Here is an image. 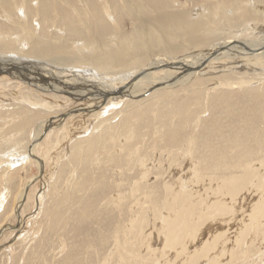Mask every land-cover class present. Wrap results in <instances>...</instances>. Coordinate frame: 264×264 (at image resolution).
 I'll return each mask as SVG.
<instances>
[{"label": "rangeland", "instance_id": "obj_1", "mask_svg": "<svg viewBox=\"0 0 264 264\" xmlns=\"http://www.w3.org/2000/svg\"><path fill=\"white\" fill-rule=\"evenodd\" d=\"M75 1L78 2V0ZM179 1L180 4H174L170 8L171 11L179 10L190 13L188 10L202 7L208 2H214V0H204L207 1L206 3L203 0ZM124 12L126 15L124 14L120 19L122 30L129 33L140 26V23L137 17L134 19L126 11ZM261 22H264V20ZM247 24L248 26L251 24V27L254 26L253 18L241 17L231 23H217V26H220L224 31H227V29L228 31L232 30L235 27L234 31L244 29ZM9 27L12 30L16 29L18 33H23L22 29L16 26ZM34 27L38 32H41V35L62 39L61 35L64 29L59 23L46 27L45 30L43 26L40 27L37 24H34ZM43 30L46 33H42ZM109 31L112 32V29L110 28ZM230 34L224 32L218 37L211 38V44H206L207 47L206 45L200 47L208 48L213 42H215L213 44H216V41L217 43L222 41L223 37L225 40ZM197 50L201 51L202 48ZM180 52L177 51L178 54L174 56L183 55L188 51ZM51 58L58 63L66 61L58 57ZM58 66L61 65L57 64L56 68H59ZM137 66H134L131 70H135ZM42 69L49 71L48 73L59 70L55 67ZM67 70L81 69L67 67ZM228 70L227 76L240 73V71H233L230 68ZM257 71L264 74L263 69H256L252 72L250 69L247 72L249 75L255 76ZM68 73L65 76H68ZM63 75L64 73L60 74V76ZM4 76H0V159H6L8 153L15 151V147H11L15 139L21 142L18 149L23 153L25 147L30 143V138L34 136L38 125L44 124L46 120L56 117L66 110L79 108L81 105V107H84L83 103L88 102L82 100L77 102L72 98L63 97L64 94L59 95L53 92L47 93L49 95H42L37 90L33 91L28 88L24 85L25 83L17 87V82H21V80L15 81ZM199 77L201 75L194 77L195 79L192 81H196ZM254 80V83L251 81L254 85L248 84L233 89L222 88L223 90L219 89L215 94H209L205 86L192 88L190 87L191 83L165 88L156 92L154 90L147 91L139 98H125L121 102L122 99H120L118 103L116 102L115 107L111 105L115 102H109V110H106L103 115L105 119L101 121V118L95 120L96 115H91L93 112L89 114V119L86 118L87 116H84L83 119L79 113L76 114V117L61 121L57 118L55 127L51 131L48 130L43 133L44 137H42V142L37 147L34 156L24 163H21V159L15 160L17 161L13 164L15 166L7 171V183L2 182L3 175L0 173V194L3 195L4 193L7 197L4 206L0 209V229L3 226L7 228L5 234H0V264H103L102 261L116 244L113 239H116L117 233L128 227L132 217L142 213H147L149 217L150 226L148 225L145 228L150 227L153 231V235L150 236V245L152 251L158 256V262L184 264L186 261L183 262V260L186 259L187 255L184 254L186 257H183L184 255L176 254L177 251L172 248L168 236L166 237L163 229L161 230L160 221L162 220L153 221L151 218L154 215L151 210L159 205L163 214L170 213L164 208L165 183L173 180L179 182L181 180V184L186 185L190 193H193V197L195 196L192 199L197 202L198 211L195 209L194 217L191 216L194 218L193 222L195 223L192 231L193 229L196 230L193 235L197 233L196 237L200 241L195 238L198 242L194 245L191 232L184 235V238H186L185 243L190 248L189 252L194 250L195 246H202V242L204 245L209 239L214 240L212 236L215 238L217 235H223L222 238L220 236L217 239L218 243L215 242L217 246H214L213 250L210 251L209 258L211 257V262H207L208 256L200 257V259L193 257L194 260H198L197 264H264V231L254 236L255 231L252 227L251 231H246V235L238 245L235 243L237 235L245 230L246 225L250 223L252 208L259 201L262 190L259 187H253V183L248 184V188L241 190V193L237 194L239 197L236 196L237 198L235 197L233 203L226 196L223 197L224 194H215L221 188L218 186L221 185L222 178L228 177V175L230 177L233 174H240L247 163L253 164L254 167L260 165L259 169L254 170L264 180V164L261 165V161H264V158H262L264 157V151H262L264 150V143L263 145L259 143L264 142V138L254 136L259 131L261 134L264 132V81ZM18 91L30 93L37 99L40 96L51 106L48 108L32 107L21 100L19 102L18 99L13 97V94ZM216 97L218 98L216 99ZM70 99L73 101L71 102ZM176 107H178V110L184 108L182 113L184 110L192 113L188 114L185 111L183 114L181 113V116H173L177 112ZM172 112L174 113L172 114ZM222 114H224V118H222ZM222 119L223 121H221ZM18 128L21 131L20 133L15 131ZM86 128L88 129L85 130ZM230 132L234 137L239 135L244 138L240 141L241 144L235 138L230 137ZM13 134L16 135V138ZM226 137L232 139L224 145L222 151L221 148H218V145L221 144L219 141L226 140ZM18 139L24 140L19 141ZM255 139L260 140L258 144ZM10 140L13 142H10ZM77 140H82L84 151L74 154L71 152V147L76 144ZM89 142L97 145V148H92L90 152L85 149L89 148ZM245 146L247 147L245 148ZM247 151H249V155ZM237 155L241 156L238 158ZM248 156H252L251 159ZM13 157L15 158V156ZM14 158H9V161L5 163H11ZM38 159L42 160L43 165H38ZM232 165H234V168L231 167ZM216 166L219 169H216ZM223 167H226V170H223ZM32 179L34 181L29 185L28 183ZM204 181L206 182L204 183ZM28 185L29 187H27ZM24 187L27 188V197L21 207L22 209H20L19 217L14 213V207ZM216 196L222 198L221 200H227V204L231 206H229L228 213L223 210L216 211V213L213 211V214L212 210H209L208 205L211 201L216 200ZM202 207L205 209L204 213L206 215L210 214L203 217L204 220L201 222H204L203 226L200 225L198 220V216L202 214L199 211L202 210ZM232 209H234L233 212L229 213ZM214 215L215 219L213 218ZM216 216L218 217L217 220ZM224 216L228 217L225 219ZM221 217L224 219L222 220ZM245 217H249V219H245ZM9 225H12L13 228L8 229ZM144 225L146 226V224ZM198 227L200 229H196ZM213 230L214 232H212ZM262 230H264V227ZM114 234L115 236H113ZM206 236L209 238H205ZM121 238L124 241V236H121ZM200 238L202 240L204 238V240L202 241ZM158 243L160 246H158ZM223 245L225 246L223 247ZM109 259L107 260L108 264H116L118 262L117 253L112 256L111 260ZM150 262L146 259V264H150Z\"/></svg>", "mask_w": 264, "mask_h": 264}, {"label": "bare ground", "instance_id": "obj_2", "mask_svg": "<svg viewBox=\"0 0 264 264\" xmlns=\"http://www.w3.org/2000/svg\"><path fill=\"white\" fill-rule=\"evenodd\" d=\"M174 4H180V1L78 0V2H76L75 0H0V76L5 75L4 77H9L15 81L19 79V81L21 80L22 84H20L21 82H17V87H20V85L25 83L24 85L28 86V88L33 91L37 90L42 95H49L47 93L53 92L58 93L59 95L64 94V96L62 95L63 97L72 98L77 102L81 100L85 102L88 101L86 103L87 105L83 103L84 107H81V105L79 108L66 110L62 114L46 120L44 124L42 123V125H38V127H36L34 136L32 138L29 137L31 139L30 143L28 142L29 144L25 147V151L23 153L18 149L21 142H18L15 139L16 135L13 134L15 135V138H13L15 139V142L11 147H15V151H11L7 154V160L0 159V173L3 175L2 182H8L7 171L15 166L13 165L14 163H17L15 160L21 159V163H24L25 161H29L34 156L37 147L40 146L42 142V137H44L43 133L47 132L48 130L51 131L55 127L57 124V118L61 121L66 118L76 117V114L79 113V115H81V117L84 119V116H87L86 118H88L90 116L89 114L93 112L91 115H96L94 117L95 120L101 118V121L102 119H105L103 115L105 114L106 110H109V102H115L113 104L111 103L112 107H115L120 99H122L120 100L121 102L125 98H139L143 94L147 93V91L154 90L156 92L165 88H173L178 85H188L191 83L190 87L192 88L205 86L207 87V92L209 94H215L219 89L222 88L233 89L236 87L247 86L248 84H252V82L254 83V79H260L264 81V74H261L260 71H257L255 76L249 75L247 72L250 69L251 72L256 69L264 70V22H261L264 20V0H214V2H208L202 7L188 10L190 13L179 10L171 11L170 8ZM124 11H126L134 19L137 17L140 23V26L136 27V29H133V31L129 33H125L122 30V23L120 19L125 14ZM241 17L246 19L253 18L255 22L254 26L251 27V24L249 26L247 24L244 29H238L240 31H233L235 27H231L233 28L232 30L228 31L227 29V31H224L220 28V26H217V23H231ZM56 23H59L63 27L62 29H64L62 30V39L58 37H48L46 35H41V32H38L34 27V24H37L40 27L43 26L45 30L46 27L55 25ZM12 25L22 29L23 33H18L16 29L12 30L9 27ZM110 28L112 29V32L109 31ZM44 30L42 33H46ZM224 32H227V34L231 33L230 36H225V40L223 37L222 41L218 43L216 41V44H213L215 43L213 42L208 48L204 49L203 47H200L206 44L209 45L211 38L218 37ZM198 48H202V50L198 51ZM177 51L188 52L184 53L183 55L174 56L178 54ZM51 57H58L61 58V60L66 61L58 63L55 62ZM148 57L150 58L149 62ZM57 64H60L63 67L61 69V66L56 68ZM136 65H138L137 68L135 70H131V68ZM46 67H55V69L59 70H57V72L48 73L49 71L47 72L42 69ZM67 67L78 68L81 70L68 71ZM229 68L233 71H240V73H233L234 75L232 74L227 76L226 73L229 71ZM63 73L64 75L60 76V74ZM66 73H68V76H65ZM215 74L218 75L216 76ZM200 75L201 77H199V79L192 81L195 79L194 77H198ZM13 97L14 99H18V101L21 100L32 107L41 106L48 108L51 106L45 99H42V97L38 96L39 99H37V97L30 95V93H24L22 91L15 92ZM217 98L218 97H216V99ZM176 108L177 112L174 113L176 110L175 109L174 112H172V114L174 113L173 116H181L182 110L184 108L179 110L178 107ZM185 111L188 114L191 112L184 110L183 113ZM223 115L224 114H222V118H224ZM221 121H223V119ZM87 129L88 128L85 130ZM15 131L19 133L21 132L19 128L15 129ZM259 132L257 134L255 133L254 136H262L261 139H263L264 132H262L263 135L261 132L260 135ZM231 133L232 132H230V135ZM239 134L241 135V133ZM230 137L235 138L236 141H239V144H241L240 141L244 139L239 135H235V137L231 135ZM226 138L227 139L224 141H219L221 144L218 145V148H221L222 151L223 147H225L224 145L232 139L229 137ZM12 140H10V142ZM18 140L22 141L24 139ZM259 141L256 140L257 144ZM91 142H89V148L84 147L89 152L92 150V148H97V145H94ZM259 143H262L263 145L264 142ZM247 146L249 148V144ZM247 146H245V148ZM226 147L228 146L226 145ZM263 147L261 146V148ZM245 148H243V150H245ZM82 150L84 151L82 140H77L76 144L71 147V152L74 154H77ZM248 152L249 151H247V153ZM13 156H15V158ZM237 156L239 158L241 155ZM11 157L14 158V160L11 161V163L6 164L5 162H8L9 158ZM251 157L248 156L250 159ZM263 162L264 161H261V165L264 164ZM4 163L6 164L5 166ZM38 163L40 166L43 165L42 160L38 159ZM233 166L234 165L231 167ZM259 166L260 165L254 167L253 164L251 165V163H247L241 171L239 170L241 172L240 174H230V177L228 175V177L222 178L223 180L221 185L218 186L221 187L220 190H215L216 195L222 193L224 194L222 196H226V198H229L231 202L237 198L236 196H238L237 194H239L241 190L248 188V184L253 183V187H259L260 190H262V195L260 199H258L259 201L256 204L254 203L255 205L252 208V212L250 214V223L246 225L245 230L238 234L235 239V243L237 245L240 243V241H242L244 235H246V231H251L252 227H254L255 231L254 236L264 231L262 230L264 227V180H262V177H260L254 170L259 169ZM233 168L232 170L234 171ZM216 169L219 168L217 167ZM223 170H226V167ZM32 181H34V179L30 180L28 184L31 185ZM205 182L206 181H204V183ZM29 185L27 187H29ZM165 190L166 197L164 199V208H166L170 213L167 212L165 215L161 212V208H159L160 205L157 207L153 206L154 210L151 211L154 212V215L151 218L153 221L158 219L162 220L160 221L161 230L163 229L165 236H168L172 248L177 251L176 254L187 255V257L185 255L183 256L186 257L183 262L186 261V264H197L196 262L198 260H194L193 257H195V259H200V257L204 256H208L207 262H211V257L209 258L211 253L210 251L213 250L214 246H217L215 245V242L221 235H217L215 238L212 236L214 240L209 239V241H207L204 245L202 242V246H195V249L189 252L190 248L187 247L185 243L186 238H184V235H187L189 232H191V238L193 239L192 242H194V245L200 241L199 238L196 237L197 233L196 235H193V232L196 230L193 229L192 231V228H194L195 225L193 222V213L197 210V202L192 199L195 196L193 197V193H190L185 184H181V180L180 182L174 180L169 182L167 181L165 183ZM20 193L19 200H16L17 202L14 207V213L19 215V217L21 213L20 209H22L21 207L27 197V188L24 187ZM208 193L210 192L208 191ZM1 195L2 194H0V209L4 206L5 200L7 198L5 196L6 194L3 193V195ZM215 199V201H211L209 203L210 206L208 205V208L209 210H212V213L213 211L216 213V211L225 210L227 212L229 210L230 205L227 204L226 199L221 200L222 198L219 196H216ZM204 200L206 199L204 198ZM233 207L235 206L233 205ZM233 210L234 209L229 211V213L233 212ZM199 211L202 212V214L198 216V220L200 225L203 226L204 222L201 223L204 220L203 217L209 216L210 214L206 215L204 213L205 209H203V207L202 210ZM227 217L228 216H226L225 219ZM213 218L215 219V215ZM221 218L222 220L224 219L223 217ZM246 218L249 219V217H245V219ZM217 219L218 217L216 220ZM144 224H146V226ZM148 225L150 226V222L147 213H142L141 215L136 214L134 217H132L128 223V227L126 225L127 228H124L120 230V233H117L116 239L113 237L115 234L112 236L116 244L112 251L109 252V255H107L104 261H102L103 264H108V258L111 260L112 256L116 253L118 256L117 263L119 264H146V259L148 262L151 261L150 264H164V261L158 262V256L151 249L150 236L153 231L150 227L148 229L145 228ZM208 225H210V223H208ZM11 226L12 225H9L8 229ZM199 227L196 229H200ZM6 230V226H3L0 229V234H3ZM212 232H214V230ZM202 233L201 235L204 234ZM121 236H124V241ZM207 237L208 236L205 238ZM195 238L198 239V241H196ZM216 243H218V241ZM224 244L226 243L224 242ZM158 246H160V244ZM224 246L225 245H223V247ZM147 255L149 256L147 257ZM232 256L234 255L232 254ZM155 261H157V263H155ZM193 261L195 262L193 263Z\"/></svg>", "mask_w": 264, "mask_h": 264}]
</instances>
